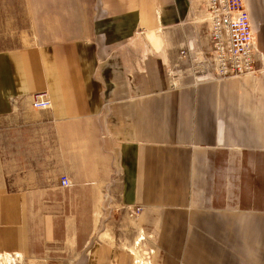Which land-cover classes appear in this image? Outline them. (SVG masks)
<instances>
[{
    "label": "crops",
    "instance_id": "1",
    "mask_svg": "<svg viewBox=\"0 0 264 264\" xmlns=\"http://www.w3.org/2000/svg\"><path fill=\"white\" fill-rule=\"evenodd\" d=\"M24 1L0 0L29 39L0 48V264H134L139 235L150 264H264V0L255 71L203 81L171 68L202 0Z\"/></svg>",
    "mask_w": 264,
    "mask_h": 264
},
{
    "label": "built area",
    "instance_id": "2",
    "mask_svg": "<svg viewBox=\"0 0 264 264\" xmlns=\"http://www.w3.org/2000/svg\"><path fill=\"white\" fill-rule=\"evenodd\" d=\"M204 9L208 15L209 38L212 58L210 61L194 60V53L189 49L180 52L181 59H192L195 62L196 74L206 72L207 77L221 80L229 77L248 74L253 71L251 52L255 44L249 17L243 0H204ZM200 55L207 51H200ZM178 65H176L177 67ZM169 77L172 78L170 71ZM172 79H175L172 78ZM31 106L36 110H46L51 106V101L46 92L33 95ZM61 186L69 184L66 177L60 178ZM140 212L135 209L134 215ZM5 259V257H3ZM3 264H17L15 258L3 261Z\"/></svg>",
    "mask_w": 264,
    "mask_h": 264
},
{
    "label": "rangeland",
    "instance_id": "3",
    "mask_svg": "<svg viewBox=\"0 0 264 264\" xmlns=\"http://www.w3.org/2000/svg\"><path fill=\"white\" fill-rule=\"evenodd\" d=\"M25 1L23 0H18V4H19V8L21 7V5L24 3ZM21 11L19 10V13ZM0 14H1V11H0ZM204 14V13H203ZM203 20V23H200L202 20ZM201 21L197 23V27L200 31V36L204 38V40H202V43H203V48L204 49H201V50H198V49H193L190 50L192 53H194L196 56H194V60L196 61H200L202 59H205L207 60L209 57V52H208V47H209V44L211 41V39L209 38V35H208V31H207V28H208V16L206 14H204L202 17H201ZM16 28L18 29L16 31ZM26 27L25 26H18V27H12V32H9L7 31L6 33H3L0 31V34H4L2 35V37H4V39L6 40V42H0V48L4 47V46H19L21 44H26L29 39L26 38V36H22L20 37V31H22L23 33L26 34L25 32V29ZM30 29H28V31L30 33L34 32L35 31V27L32 29V27H28ZM0 29H3L1 26H0ZM19 31V33H17ZM200 42V44H202ZM200 51H207L205 54L203 55H200ZM191 62H187V60L184 61L185 62H179V65L175 68L171 67L172 68V73L173 75H175V77H183V76H188L189 74L191 75H196L197 78H201L203 76L206 75V72L203 71L202 74H196V68L195 67V62L190 59ZM208 61V60H207ZM190 76V75H189ZM176 77V78H177ZM143 238V239H142ZM141 239L144 240V237H141V235L138 236V239L136 240L135 242V263L134 264H150V257H151V251L148 249V247L146 246L145 243L148 242V238H146V242H144V244L141 242ZM6 261V259H4ZM3 260V261H4ZM33 264H37L36 262H33Z\"/></svg>",
    "mask_w": 264,
    "mask_h": 264
},
{
    "label": "bare ground",
    "instance_id": "4",
    "mask_svg": "<svg viewBox=\"0 0 264 264\" xmlns=\"http://www.w3.org/2000/svg\"><path fill=\"white\" fill-rule=\"evenodd\" d=\"M203 2H204V0H202V5H203ZM244 3V2H243ZM247 12V11H246ZM203 13L204 14H206V12H205V9H204V5H203ZM207 15V14H206ZM247 15H248V13H247ZM208 16V15H207ZM249 17V16H248ZM208 24L210 25V22H209V18H208ZM207 31H208V28H207ZM252 32V31H251ZM208 35H209V32H208ZM252 35H253V33H252ZM210 42V44H211V41H209ZM210 44H209V47H208V52H209V57H207L208 59V61H210L211 60V58H212V54H211V50H209V48H210ZM188 50V49H187ZM189 50H191V49H189ZM251 57H252V60H253V71L252 72H250V73H253L254 71H255V60H254V48L252 49V52H251ZM250 73H248V74H250ZM244 75H247V74H244ZM195 77H196V75H194ZM239 76H243V75H239ZM196 79L197 80H212L213 78H211V77H207V74L205 75V76H203V77H201V78H197L196 77ZM68 179V178H67ZM61 185V184H60ZM69 185V184H68ZM67 185V186H68ZM67 186H65V187H67ZM63 187V186H62ZM137 209V208H136ZM135 211V210H134ZM133 211V212H134ZM140 211H141V209H140ZM140 213V212H139ZM138 213V214H139ZM137 214V215H138ZM132 215H134L133 213H132Z\"/></svg>",
    "mask_w": 264,
    "mask_h": 264
}]
</instances>
